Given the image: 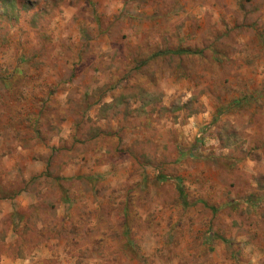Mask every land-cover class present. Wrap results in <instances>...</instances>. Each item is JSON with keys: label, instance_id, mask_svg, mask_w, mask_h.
Here are the masks:
<instances>
[{"label": "rangeland", "instance_id": "374dc122", "mask_svg": "<svg viewBox=\"0 0 264 264\" xmlns=\"http://www.w3.org/2000/svg\"><path fill=\"white\" fill-rule=\"evenodd\" d=\"M0 214V263L264 264V0H0Z\"/></svg>", "mask_w": 264, "mask_h": 264}, {"label": "trees", "instance_id": "16d2710c", "mask_svg": "<svg viewBox=\"0 0 264 264\" xmlns=\"http://www.w3.org/2000/svg\"><path fill=\"white\" fill-rule=\"evenodd\" d=\"M180 184L181 183L178 180V189H179V193H180L181 200H185L184 190H183V188H182V186Z\"/></svg>", "mask_w": 264, "mask_h": 264}, {"label": "crops", "instance_id": "0c3cea01", "mask_svg": "<svg viewBox=\"0 0 264 264\" xmlns=\"http://www.w3.org/2000/svg\"><path fill=\"white\" fill-rule=\"evenodd\" d=\"M3 216V214H0V217H2ZM0 264H7V263H0ZM18 264V263H17Z\"/></svg>", "mask_w": 264, "mask_h": 264}]
</instances>
